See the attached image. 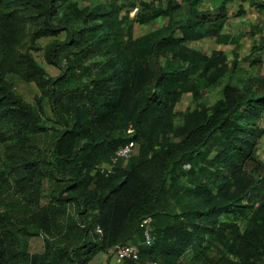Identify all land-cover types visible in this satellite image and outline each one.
I'll return each mask as SVG.
<instances>
[{"label": "trees", "instance_id": "16d2710c", "mask_svg": "<svg viewBox=\"0 0 264 264\" xmlns=\"http://www.w3.org/2000/svg\"><path fill=\"white\" fill-rule=\"evenodd\" d=\"M5 1L0 0V118L15 128L24 152L38 147L34 139L50 127L6 78L16 27ZM31 1L48 24L67 0ZM120 1L85 8L70 2L82 25L63 27L69 38L52 52L63 73L45 81L58 126L53 142L34 156L20 155L21 178L14 167L0 174V264H88L98 250L131 241L139 244L140 260L120 264H264V159L258 152L264 76L245 77L240 40L224 32L227 4L234 0L210 8L201 6L203 0H184L187 14L177 18L181 3L174 0L143 1L134 17L129 10L121 13L134 3ZM246 1L264 10V0H240L239 13H245ZM158 17L167 22L140 35L126 26L129 19L144 24ZM250 32L258 38L249 56L264 53V27L254 24ZM206 37L232 43V58L222 49L208 53L189 44ZM29 62L44 73L34 57ZM203 85H220L222 97L207 105ZM185 93L192 94L195 107L176 123ZM130 139L138 150L115 173L95 169ZM22 180L39 204L28 218L46 232L50 204L73 206L63 242L49 249L47 242L41 252H31L20 236L12 238L14 227L23 238L31 235L19 226L28 220L11 214L13 202L23 200ZM46 196L47 205L41 202ZM146 216L152 217V245L144 243Z\"/></svg>", "mask_w": 264, "mask_h": 264}, {"label": "rangeland", "instance_id": "374dc122", "mask_svg": "<svg viewBox=\"0 0 264 264\" xmlns=\"http://www.w3.org/2000/svg\"><path fill=\"white\" fill-rule=\"evenodd\" d=\"M62 1V0H61ZM75 1L79 8L90 7L95 3L112 2V0H67L62 4L57 17H53L48 24L45 22L44 17L40 15L38 7L32 5L31 0H6L5 4L9 9L10 20L15 24L16 35H14L13 43L8 46L7 52V65L12 70L8 72L6 78L14 85L17 93L23 96L28 102L32 103L34 107L40 111L43 123L50 127L43 132L37 134L34 143L37 144L36 148H25L24 152H29L34 156L37 152L48 150L53 142L55 130L53 129L57 124L54 122L53 115L50 108L49 98L45 81L49 76H60L63 71L53 63L52 52L55 46L69 38L68 32L63 27L65 25L72 28H78L82 25L81 20L73 16L72 7L70 2ZM120 0H118L119 2ZM153 2L158 5H166L169 0H141V2ZM181 3L174 16L182 17L187 14L188 6L184 0H174ZM219 0H203L202 7L210 8L214 3ZM240 0H234L227 4L228 20L225 25V31L231 36L235 35L240 40V64L244 68L246 78H256L264 76V53H257L249 56L252 46L258 38V34H251V26L258 24L264 27V17L260 16L257 11H249L246 13H239L238 5ZM122 4V0L120 1ZM129 5H124L121 13L125 14L129 10ZM142 8V3L139 11ZM138 11V12H139ZM134 17V16H131ZM167 22V18L158 17L150 22L140 24L134 20L129 19L126 26L132 29L134 35H140L154 28L162 26ZM125 26V27H126ZM54 28L51 32L47 28ZM55 29H58L57 31ZM47 30V34L44 33ZM53 30V29H52ZM191 46L201 49L205 52H211L213 49H222L232 58V43L224 44L218 43L214 37H206L200 40L191 41ZM34 57L35 62L44 70L43 74L29 62V57ZM260 56L262 59L253 62L254 58ZM7 67V68H8ZM202 88V99L207 105H212L219 98L222 97V89L220 85ZM195 107V102L191 93H185L182 99L176 106V123H180L181 113L186 112ZM1 117V116H0ZM264 123V119H263ZM19 136L14 127L8 124L3 118H0V174L6 176L10 168L14 167L13 172L21 178L20 155H24L23 150L18 144ZM38 149V150H37ZM259 156L264 159V136L259 144ZM106 162V161H102ZM99 162V163H102ZM126 162V161H123ZM97 163V164H99ZM19 167L17 168V165ZM13 183V182H12ZM26 183V184H25ZM21 184L24 186L20 189L24 194L23 200H15L13 202L11 214L14 217H24L28 222L19 224L20 227L31 233L25 235L24 238L20 230L13 228L12 238L16 240V236H20L22 240L29 241V250L33 253L41 252L47 242L48 249L54 246V243H61L63 231H65L67 219L72 215L73 206L69 203L61 204L53 202L48 206L51 216V231L47 232L41 228L37 223L32 222L28 218V214L39 207L37 201L32 200L29 194V183L22 180ZM49 183L47 184V190ZM14 188V184H12ZM29 198V199H28ZM47 196L41 202L48 204ZM22 199V198H21ZM27 199V200H26ZM177 209V206L175 208ZM88 264H118L115 255L110 253L107 249L98 250L90 259Z\"/></svg>", "mask_w": 264, "mask_h": 264}, {"label": "built area", "instance_id": "2783aa9c", "mask_svg": "<svg viewBox=\"0 0 264 264\" xmlns=\"http://www.w3.org/2000/svg\"><path fill=\"white\" fill-rule=\"evenodd\" d=\"M131 1L134 4L129 9L130 16H135L141 6V0H127ZM129 134L134 133V129L130 127L128 129ZM138 150V143L130 139L128 142H126L124 145L119 147L114 155L111 156V158L106 161L102 162L96 165L95 169L101 173L102 175L109 176L116 171V167L118 166V163L122 160H128L130 159L134 154H136ZM151 222L152 217L146 216L142 219L141 227L143 229L144 233V243L146 245H152L154 242V236L152 234L151 229ZM95 232L99 235H103V229L100 226H97L95 229ZM108 251L116 256L118 261L123 260H133L138 261L140 260V252H139V244L135 241H131L129 243H117L112 245L108 248ZM159 261L152 260L149 261L147 264H159Z\"/></svg>", "mask_w": 264, "mask_h": 264}, {"label": "crops", "instance_id": "0c3cea01", "mask_svg": "<svg viewBox=\"0 0 264 264\" xmlns=\"http://www.w3.org/2000/svg\"><path fill=\"white\" fill-rule=\"evenodd\" d=\"M241 4V2H239V4L238 5H240ZM242 5L244 6V8H245V10L247 11V12H249L250 10L251 11H257V13L260 15V16H262V18L264 17V10L263 11H261V10H258L254 5H250V3L249 2H242ZM246 11H245V13H246ZM224 32H227V31H225V27H224ZM191 46V45H190ZM118 264H120V261H118Z\"/></svg>", "mask_w": 264, "mask_h": 264}]
</instances>
